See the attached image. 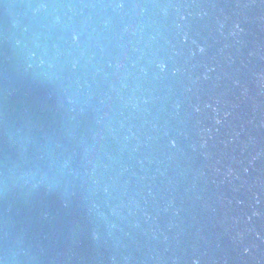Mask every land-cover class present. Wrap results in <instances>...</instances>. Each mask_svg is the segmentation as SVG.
<instances>
[{"label": "water", "instance_id": "water-1", "mask_svg": "<svg viewBox=\"0 0 264 264\" xmlns=\"http://www.w3.org/2000/svg\"><path fill=\"white\" fill-rule=\"evenodd\" d=\"M264 218V0H0V264H238Z\"/></svg>", "mask_w": 264, "mask_h": 264}]
</instances>
